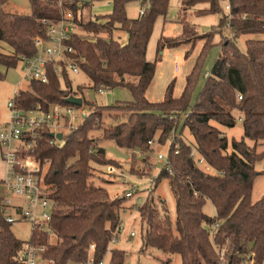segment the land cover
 Returning a JSON list of instances; mask_svg holds the SVG:
<instances>
[{
	"label": "trees",
	"instance_id": "1",
	"mask_svg": "<svg viewBox=\"0 0 264 264\" xmlns=\"http://www.w3.org/2000/svg\"><path fill=\"white\" fill-rule=\"evenodd\" d=\"M110 1L112 10L96 15L94 20L89 19L92 1L75 0L65 5L74 12L76 26L87 36L75 32L70 44L71 57L90 80L91 88L124 87L131 94V99L116 109L123 111L122 117L116 116L115 124L104 127L100 139L130 149L131 164L136 151L145 154L148 161L153 152L149 141H170L166 159L171 173L163 165L154 182L168 180L175 199L174 217L164 199L149 194L138 207L139 252L160 250L164 258L155 257L159 264H171L169 254H178L181 264H264V194L255 202L251 200L254 179L260 174L255 163L264 156V151L257 150L264 144V0H225L228 10L221 4L223 0H180L177 17L181 33L173 38L161 35L157 46L187 45L189 53L197 41L204 42L181 94L173 95L172 80L160 101H151L146 95L156 70V60H148L146 53L154 23L158 17H165L169 0ZM57 2L28 0L29 13L20 14L5 11L8 0H0V41L12 49L10 54L0 51V78L1 68H13L20 56L37 53L35 40L47 37L44 21L60 18ZM131 3L143 5V13L128 16L126 6ZM200 4L203 6L195 8L194 14L219 13V28H226L228 34L223 35L220 29L217 32L221 35L218 57L192 100L215 32L198 34L185 19L186 11ZM240 36L246 37L244 51L236 41ZM48 76L47 83L29 81L27 89L18 90L13 98L16 106L47 111L51 106L71 105L66 99L75 93L67 71L63 69L60 76L49 72ZM127 76L135 81L126 80ZM90 105L82 98V104L75 106ZM93 106L77 127L63 133L61 140H55L48 128L22 136L29 145L23 153L32 154L40 163L46 192L54 202L49 224L56 240L50 242L49 236L38 229H31L27 241L17 238L12 223L2 216L0 197V264H18L19 251L28 245H45L42 258L54 264L82 261L91 243L96 264L107 253L106 264H124L126 251L113 247L108 252V245L121 223L126 196L112 197L95 183V164L115 162L106 158L98 138L91 136L92 131L101 130L103 111L115 106ZM238 122L240 137H228L224 129H233ZM184 128L193 142L182 137ZM193 148L212 171L203 170L193 160ZM207 201L214 207L213 216L203 210Z\"/></svg>",
	"mask_w": 264,
	"mask_h": 264
},
{
	"label": "rangeland",
	"instance_id": "2",
	"mask_svg": "<svg viewBox=\"0 0 264 264\" xmlns=\"http://www.w3.org/2000/svg\"><path fill=\"white\" fill-rule=\"evenodd\" d=\"M225 0H223L222 5ZM110 0H97L93 2V11L95 16L89 19H96V15L107 14L112 10V3ZM180 0H169V6L165 17H158L154 23L153 31L150 36L146 58L148 60H156V68L163 67L165 78L160 79L157 75L154 77L150 90L147 93V98L151 101H160L163 99L165 94V89L168 83L174 80V89L173 95L179 96L185 85V78L190 72L196 57L200 53V50L203 45V40L197 41L195 47L191 52L187 53V49L190 47L187 45L178 46L174 48L169 47H158L157 41L160 36L166 37H177L182 31L181 24L178 22L177 12L180 7ZM203 5H196L194 8L186 11L185 19L188 23H191L195 26V30L198 34L213 32V37L211 40V46L209 47L205 59L202 63L200 73L198 75L197 85L194 89L192 100L195 99L199 91L201 90L206 76L210 73L211 67L218 57L220 46L219 41L221 35L217 33L222 30V34H228V30L222 27L219 28V18L220 14H208L196 16L194 14L195 8L202 7ZM136 4L131 3L126 6L128 16L133 17L136 14L135 11ZM3 9L11 13H20L27 14L30 11V6L28 0H8L3 6ZM77 32L84 38L85 32L77 27ZM257 38V36H253ZM245 36H240L236 39L238 47L244 51L245 49ZM191 50V49H190ZM0 51L10 54L12 53L11 47L6 43L0 41ZM3 76L0 78V122H7L9 120L10 110L8 108L9 100L14 98L16 90L21 89L25 90L28 88L29 81L26 80L23 76L22 65L20 62L13 68H1ZM69 83L71 89H73L76 97L84 98L87 101H90L91 105H109L112 104L115 106L112 110H104L102 115L101 130H95L91 132L93 138H98V143L105 149V156L107 159L114 160L115 163H107L105 165L95 164V175L96 184H100L106 188L108 193L114 197L118 195H124L126 191L131 188L132 184L136 185V193L131 197H126L123 203L125 207L120 212L121 219V231L117 236V241L112 244V247L120 248L126 251V257L124 264H159L155 257L164 258L160 250L155 248H149L145 250V253L139 252L141 245V224L139 218L138 207L141 206L149 194L153 196H159L165 200L166 207L169 214L174 217V196L171 192L168 180L162 178L157 183L150 185V179L154 180L160 169L163 166V163L159 162L157 159L158 154L166 156L167 149L170 141H167L165 144H158L155 140L154 143L150 145L153 149V152H150L148 161L144 159L145 154H141L136 151L135 161L130 162L131 150L127 148H121L117 146L114 141L109 139H100L102 137V129L109 125H113L117 122L118 119H115L116 116H121L123 111H118L116 109L122 108L125 104L124 101H129L131 99V94L127 88L116 87L112 88L105 93H99L98 90L91 88V82L88 77L83 72L68 73ZM128 81H135L134 78L126 77ZM63 86V83H62ZM64 87V86H63ZM90 106H85L89 109ZM92 108V107H91ZM84 118L81 116L75 121L74 127H77ZM124 119V118H123ZM237 127L240 128L239 125ZM237 129L236 127H234ZM225 131L228 132L227 136L232 137L235 135L236 130L231 128H225ZM67 130H64L66 132ZM230 131V132H229ZM235 131V132H234ZM159 132H157L158 135ZM182 137L188 141L193 142L192 137L190 136L186 128L182 131ZM240 137V135L236 136ZM250 143V140L247 141ZM250 145V144H249ZM252 145V142H251ZM22 141H17L14 147L22 148ZM258 152L264 151V144L257 146ZM20 160H28L27 162H33L35 159L32 154L26 152H19ZM113 167V171L110 170ZM207 164L200 165V168L207 171ZM210 168V167H209ZM255 169L260 172L256 175L253 186L251 200L253 202L257 201L264 194V156L255 163ZM208 171H212L209 169ZM214 171V170H213ZM102 180V181H100ZM104 180V182H103ZM137 197H141V200H138ZM157 198V197H156ZM203 210L206 214L213 216L214 207L210 201H207L203 207ZM31 224L26 220H19L11 224V230L14 235L20 240L27 241L31 235ZM133 232V236L129 234ZM56 238L54 235L49 237L50 242H55ZM171 257V264H181V259L178 254H169ZM109 255L106 254L105 261L107 263ZM43 264H47V259L43 260Z\"/></svg>",
	"mask_w": 264,
	"mask_h": 264
},
{
	"label": "built area",
	"instance_id": "3",
	"mask_svg": "<svg viewBox=\"0 0 264 264\" xmlns=\"http://www.w3.org/2000/svg\"><path fill=\"white\" fill-rule=\"evenodd\" d=\"M74 1L58 0L60 18L55 21H44L47 26V37L46 39L39 38L35 40L37 53L31 57H19L18 62L22 65L23 75L26 80L47 83L49 72L60 74L63 69L73 73L80 71L77 61L71 57L73 49L70 39L71 35L77 32L75 14L65 5V3ZM78 1L94 2L97 0ZM108 4H111V2H108ZM135 4L136 13L142 14L144 6L139 3ZM224 8L228 10L227 3L224 4ZM94 16L95 12L93 11L92 4L90 18L93 19L92 17ZM98 92L105 93L107 89L99 88ZM8 108L10 110L9 121L4 124L0 131V141L9 145L7 151L4 153V160L9 168V176L0 182L2 216L8 223L26 220L31 224L32 229H38L51 237L54 233L49 221L54 202L46 192L40 163L36 159L33 162L20 160L19 152L23 153V149H28L29 147L22 140V136L25 133L32 134L34 130L40 128H48L54 134L58 132L64 133V130L74 128L75 121L80 116L85 118L89 111L84 107L78 108L75 105L51 106L47 111H40L38 109L23 110L16 106L13 99L9 100ZM53 138L57 140L55 136ZM13 141H22V148L11 147ZM152 143V141H149V144ZM191 156L198 166L206 164L204 158L200 157L194 148L191 151ZM157 159L171 173L169 161L166 157L158 154ZM111 168L110 172L114 169L113 167ZM209 169V167L206 168L207 171ZM153 182L154 180L150 179V185H153ZM136 191V185L132 184L131 188L124 195L131 197ZM13 196L22 199L23 206L14 209ZM137 199L140 200L141 197H137ZM120 231L121 226L119 224L115 234L109 241V249L117 241V235ZM133 235L134 233L131 232L130 236ZM94 250L95 246L91 243L84 260L69 261L67 264H96L94 261ZM44 251L45 245H28L19 251L18 264H43L44 259L42 258V254ZM47 264H54V262L51 259H47ZM97 264H106L105 257Z\"/></svg>",
	"mask_w": 264,
	"mask_h": 264
},
{
	"label": "crops",
	"instance_id": "4",
	"mask_svg": "<svg viewBox=\"0 0 264 264\" xmlns=\"http://www.w3.org/2000/svg\"><path fill=\"white\" fill-rule=\"evenodd\" d=\"M137 14V13H136ZM78 33V32H77ZM85 37H87V36H85ZM122 37H123V40H125L126 39V36H123L122 35ZM80 68V67H79ZM66 70V69H65ZM81 71V70H80ZM79 71V72H80ZM164 69H163V67L161 68V67H159V68H156V70H155V75H154V77L157 75V77H159L160 79H163V78H165L166 76H165V74H164ZM70 71H67V73H69ZM61 73H62V71H61ZM61 73L60 74H57L58 76H60L61 75ZM24 77V76H23ZM154 79V78H153ZM153 81V80H152ZM152 83V82H151ZM62 84V83H61ZM151 85V84H150ZM150 87V86H149ZM18 90H21V89H18ZM18 90H16V93H17V91ZM149 90H150V88H148L147 89V92H146V95H147V93L149 92ZM107 91H109V90H107ZM15 93V94H16ZM14 94V95H15ZM82 99V98H81ZM157 100V99H156ZM156 100H154V101H156ZM73 104H71V106H72ZM70 106V105H69ZM78 106V105H77ZM80 106V105H79ZM82 107H84V108H86L87 110H88V108L87 107H85V106H82ZM78 108H80V107H78ZM89 111V110H88ZM9 121V120H8ZM7 121V122H8ZM7 122H5V123H7ZM239 122H240V120H239ZM239 122L237 123V125H239L240 126V124H239ZM4 122H0V131H1V129L3 128V126H4V124H5ZM237 125L235 126L237 129H235V128H233L232 130H230V131H233V130H236V134L235 135H231V136H234V137H236V136H238V135H241V133H242V129H241V127L239 128V127H237ZM229 131V132H230ZM225 133H227L228 134V132L227 131H225ZM63 134V133H62ZM229 135V134H228ZM57 140H59V139H57ZM16 142L17 141H13L12 143H11V147H14V145L16 144ZM251 142L252 141H250V145H251ZM253 143V142H252ZM8 146L9 145H7V144H5L3 141H0V182L1 181H3V180H5L8 176H9V168H8V164L6 163V161L4 160V153L7 151V149H8ZM166 157V156H165ZM155 180V179H154ZM153 184H154V182H153ZM141 200V199H140ZM13 201H14V206H15V208L14 209H16V208H19V207H21V206H23V201H22V199H20V198H18V197H14L13 196ZM13 209V210H14ZM120 233V232H119ZM118 233V234H119ZM118 236V235H117ZM129 236H130V234H129ZM111 248H113L112 246L110 247V249ZM108 249H109V245H108ZM109 249V250H110ZM109 250H108V252H109ZM107 255H109L108 253H107Z\"/></svg>",
	"mask_w": 264,
	"mask_h": 264
},
{
	"label": "water",
	"instance_id": "5",
	"mask_svg": "<svg viewBox=\"0 0 264 264\" xmlns=\"http://www.w3.org/2000/svg\"><path fill=\"white\" fill-rule=\"evenodd\" d=\"M66 102L70 103V104H73V105H81L82 104V99L80 97H76V96H69L67 99H66ZM52 136H55L57 139L61 140L62 137H63V134L61 132H58L56 134L54 133H51Z\"/></svg>",
	"mask_w": 264,
	"mask_h": 264
}]
</instances>
